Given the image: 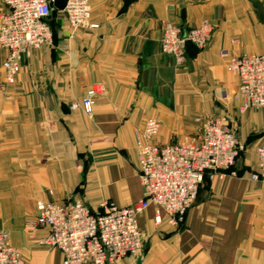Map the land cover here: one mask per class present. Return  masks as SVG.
<instances>
[{
    "label": "crops",
    "instance_id": "crops-1",
    "mask_svg": "<svg viewBox=\"0 0 264 264\" xmlns=\"http://www.w3.org/2000/svg\"><path fill=\"white\" fill-rule=\"evenodd\" d=\"M94 30L72 32L62 11L53 18L50 46L23 59L6 85L0 48V229L24 264H61V253L39 245L47 230L25 234L39 202H139L137 142L146 121L159 122L152 142L165 146L200 132L207 117L224 116L245 150L230 171L205 173L196 200L177 225L154 209L138 217L139 258L119 264H264V182L249 176L264 142V111L239 112L231 97L238 78L230 57L264 55V0H87ZM5 11L0 0V15ZM207 21L209 45L188 44L181 65L161 53L166 23L182 31ZM102 93L91 115L79 104Z\"/></svg>",
    "mask_w": 264,
    "mask_h": 264
},
{
    "label": "built area",
    "instance_id": "built-area-1",
    "mask_svg": "<svg viewBox=\"0 0 264 264\" xmlns=\"http://www.w3.org/2000/svg\"><path fill=\"white\" fill-rule=\"evenodd\" d=\"M2 1V69L5 84L13 85L22 60L29 58L31 51L52 44L49 17L55 0ZM62 12L72 32L98 28L91 20L87 0H66ZM212 34L213 27L207 21L187 31L166 23L160 40L161 53L181 65L187 45L203 50ZM228 68L238 78V85L231 97L223 95L222 99L239 103L240 114L247 110L264 111V55L230 57ZM101 93L99 86L88 89L72 108H81L91 115ZM158 131L157 120L146 121L137 142L138 178L143 195L139 202L130 207L105 202L96 212L80 200L63 204L39 202L34 218L25 224V231L33 236L39 229L47 230L38 244L58 250L61 264H119L127 257L139 258L144 234L139 229L138 217L153 207L156 225L161 223L162 215L173 225L182 222L196 200L205 173L210 179L227 171L233 175L232 169L245 150L224 116L204 118L198 134L165 146L152 142ZM255 153L256 168L249 179L264 182V142ZM0 264H23L20 253L9 245L7 232L1 229Z\"/></svg>",
    "mask_w": 264,
    "mask_h": 264
},
{
    "label": "water",
    "instance_id": "water-1",
    "mask_svg": "<svg viewBox=\"0 0 264 264\" xmlns=\"http://www.w3.org/2000/svg\"><path fill=\"white\" fill-rule=\"evenodd\" d=\"M66 0H55L51 12L52 17L55 16L56 11H62L65 8ZM258 20L264 26V11L261 6H258Z\"/></svg>",
    "mask_w": 264,
    "mask_h": 264
},
{
    "label": "trees",
    "instance_id": "trees-1",
    "mask_svg": "<svg viewBox=\"0 0 264 264\" xmlns=\"http://www.w3.org/2000/svg\"><path fill=\"white\" fill-rule=\"evenodd\" d=\"M49 23H50V26H51V29H52V33L54 35V27H53V18H52V15H50V17H49Z\"/></svg>",
    "mask_w": 264,
    "mask_h": 264
},
{
    "label": "rangeland",
    "instance_id": "rangeland-1",
    "mask_svg": "<svg viewBox=\"0 0 264 264\" xmlns=\"http://www.w3.org/2000/svg\"><path fill=\"white\" fill-rule=\"evenodd\" d=\"M31 221V220H30ZM26 224V223H25ZM23 230H24V232H25V234H27L28 236H30V234L27 232V231H25V225H24V228H23ZM5 231V230H4ZM35 235V233L33 234V236ZM15 249V248H14ZM17 250V249H16ZM18 251V250H17ZM19 252V251H18ZM20 253V252H19ZM21 256V255H20ZM21 259H22V257H21ZM22 262H23V264H24V261H23V259H22Z\"/></svg>",
    "mask_w": 264,
    "mask_h": 264
}]
</instances>
